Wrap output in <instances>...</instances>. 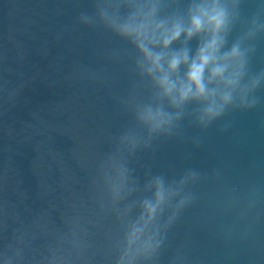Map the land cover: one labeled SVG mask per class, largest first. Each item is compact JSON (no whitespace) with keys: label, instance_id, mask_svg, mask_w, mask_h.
<instances>
[{"label":"water","instance_id":"water-1","mask_svg":"<svg viewBox=\"0 0 264 264\" xmlns=\"http://www.w3.org/2000/svg\"><path fill=\"white\" fill-rule=\"evenodd\" d=\"M0 264H264V0H0Z\"/></svg>","mask_w":264,"mask_h":264},{"label":"clouds","instance_id":"clouds-1","mask_svg":"<svg viewBox=\"0 0 264 264\" xmlns=\"http://www.w3.org/2000/svg\"><path fill=\"white\" fill-rule=\"evenodd\" d=\"M194 23L199 26V21H194ZM179 35V33H177ZM170 39H165L162 42V47L167 48L168 45L170 44ZM144 53V57L146 60L150 61L151 66L148 67L147 71L149 73H155V72H160L162 73L158 77H155L156 83L158 84L159 88L161 89L160 95L162 97H168L171 96L173 91L176 89L177 85L176 82H174L171 79V74L174 73L178 66L181 63V57L179 56H172V58L168 61L167 64V69L164 68V65L161 63V60L165 56L164 52H159V53H154L153 51L147 49V48H142L141 49ZM193 68L195 69L194 71L190 70L187 74V78L190 81H193L199 93H203L204 88L201 83V76L203 73V68L204 65H193ZM198 70V72H197ZM188 96V91L185 88L181 89L180 92V98L185 99Z\"/></svg>","mask_w":264,"mask_h":264},{"label":"snow or ice","instance_id":"snow-or-ice-1","mask_svg":"<svg viewBox=\"0 0 264 264\" xmlns=\"http://www.w3.org/2000/svg\"><path fill=\"white\" fill-rule=\"evenodd\" d=\"M197 72H198V70H197Z\"/></svg>","mask_w":264,"mask_h":264}]
</instances>
